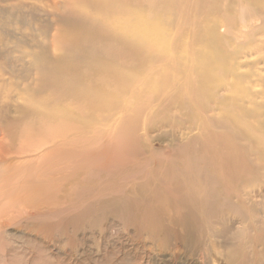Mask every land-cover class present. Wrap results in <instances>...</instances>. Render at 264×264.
<instances>
[{
  "label": "bare ground",
  "instance_id": "6f19581e",
  "mask_svg": "<svg viewBox=\"0 0 264 264\" xmlns=\"http://www.w3.org/2000/svg\"><path fill=\"white\" fill-rule=\"evenodd\" d=\"M65 5L61 34L44 54L53 64L49 91L28 97L35 113L0 141L26 161L44 148L82 159V146L95 144L97 160L87 153L83 178L111 182L106 195L117 178L133 179L130 197L120 187L104 205L117 217L129 223L132 205L175 251L193 249L203 234L212 244L205 264H264V0ZM153 131L168 145L151 146ZM59 172L46 187L53 204L79 181L78 171ZM77 194L84 206L100 193ZM226 212L230 224L219 222Z\"/></svg>",
  "mask_w": 264,
  "mask_h": 264
},
{
  "label": "rangeland",
  "instance_id": "374dc122",
  "mask_svg": "<svg viewBox=\"0 0 264 264\" xmlns=\"http://www.w3.org/2000/svg\"><path fill=\"white\" fill-rule=\"evenodd\" d=\"M68 1L0 0V138L2 133L9 135L14 128L23 127L28 116L35 113L27 107L28 97L36 99L49 91L43 83L44 77L53 71V64L44 59V54L61 34L63 18L69 15L63 10H67ZM151 133V146L161 149L168 145L164 133ZM8 141H0V174L5 172L10 176L9 183L4 182L5 189H0V264L207 263L203 261V253L212 244L203 234L197 239L200 242L195 243L197 247L194 244L193 249L187 246L175 251L166 247L159 230L152 235L147 227V215L142 211L128 205L127 223L128 220L116 216L118 210L104 206L120 187L125 186L129 196L133 179L117 178L110 195H106L111 182L97 183L83 178L90 167L86 155L91 153V160L96 161L97 145L82 146V159H60L58 152L53 157L50 155L53 151L44 148L37 155L32 153L36 158L31 155L26 161L24 156L14 155L17 147ZM60 169L66 175L78 171L79 181L74 182L75 191H60L53 204L47 202L46 192L55 184ZM35 182L46 190L41 194L35 191ZM82 189H94L100 194H92L83 206L82 197L77 194ZM129 208L140 215H132ZM230 216L227 212L222 214L219 222L230 224ZM247 250L254 256L250 247ZM210 259L209 264H213L214 259L212 262Z\"/></svg>",
  "mask_w": 264,
  "mask_h": 264
}]
</instances>
